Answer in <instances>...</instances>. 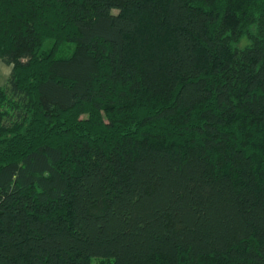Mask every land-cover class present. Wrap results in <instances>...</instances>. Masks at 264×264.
<instances>
[{
  "label": "trees",
  "instance_id": "16d2710c",
  "mask_svg": "<svg viewBox=\"0 0 264 264\" xmlns=\"http://www.w3.org/2000/svg\"><path fill=\"white\" fill-rule=\"evenodd\" d=\"M0 264H264V0H0Z\"/></svg>",
  "mask_w": 264,
  "mask_h": 264
},
{
  "label": "rangeland",
  "instance_id": "374dc122",
  "mask_svg": "<svg viewBox=\"0 0 264 264\" xmlns=\"http://www.w3.org/2000/svg\"><path fill=\"white\" fill-rule=\"evenodd\" d=\"M2 68H5L4 72H3ZM10 71H11L10 66L6 65L5 63L1 64V67H0V85H3L6 83ZM92 263L93 264H110L111 261L108 259L94 258Z\"/></svg>",
  "mask_w": 264,
  "mask_h": 264
},
{
  "label": "crops",
  "instance_id": "0c3cea01",
  "mask_svg": "<svg viewBox=\"0 0 264 264\" xmlns=\"http://www.w3.org/2000/svg\"><path fill=\"white\" fill-rule=\"evenodd\" d=\"M3 63V61L0 59V67H1V64ZM3 72L5 70V68H2ZM10 74V73H9ZM9 76V75H8ZM8 79V78H7Z\"/></svg>",
  "mask_w": 264,
  "mask_h": 264
}]
</instances>
